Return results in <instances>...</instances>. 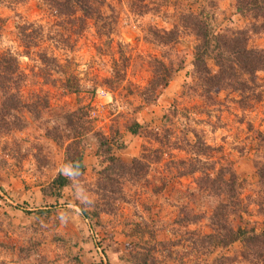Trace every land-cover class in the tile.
I'll list each match as a JSON object with an SVG mask.
<instances>
[{"label":"rangeland","instance_id":"rangeland-1","mask_svg":"<svg viewBox=\"0 0 264 264\" xmlns=\"http://www.w3.org/2000/svg\"><path fill=\"white\" fill-rule=\"evenodd\" d=\"M234 5L235 0H159L139 13L129 0H105V13L116 18L107 43L92 20L76 33L78 23L71 26L56 19L41 0H0V17L4 19L0 53L15 55L27 74L24 95H45L49 102L40 118L28 116L24 129L0 139V264H139L147 248L157 264H225L213 258H239V242L208 255L192 248L190 232L200 237L210 231L207 217L215 202L197 188L198 173L176 174L175 162L191 156L186 148L163 146L166 152L160 161L149 164L146 175L126 183L124 199L113 213H100L91 221L83 218L76 205V201L82 202L94 210L97 200L93 190L102 162L96 154V140L88 132L84 136L83 176L73 179L59 197L46 191L58 172L68 174L69 169L63 161V146L47 137L45 130L62 127L63 113L83 106L94 129L107 134L115 128L121 132L125 148L114 153L126 162L138 157L143 146L158 147L161 138L178 137L180 141L186 136L193 141L196 133L213 147L210 156L216 167L231 164L242 185L240 197L247 210L230 216L232 225L264 229V191L254 168L256 160H264V73L256 74L257 101L251 100V88L200 95L190 78L195 37L180 23V15L203 9L216 29L244 27L246 21L236 14ZM30 22L42 27L43 38L27 53L16 28ZM172 28L179 29L172 45L162 46L151 36L154 29ZM248 46L264 48V33L250 34ZM41 48L52 49L60 64L80 79L79 94L63 92L60 80L47 82L50 67L35 53ZM178 57L184 60L183 68L174 73L153 103H143L137 89L145 87L150 78V61ZM114 61L124 65L125 78L110 88L105 80L112 75ZM208 64L214 69L212 61ZM57 71L51 77H61ZM243 95L244 101L253 103L251 107H244ZM133 119L145 125L136 135L125 129ZM185 209L202 218L194 224H177L175 220Z\"/></svg>","mask_w":264,"mask_h":264},{"label":"trees","instance_id":"trees-1","mask_svg":"<svg viewBox=\"0 0 264 264\" xmlns=\"http://www.w3.org/2000/svg\"><path fill=\"white\" fill-rule=\"evenodd\" d=\"M25 0H11L22 2ZM50 10V14L60 21H66L71 26L78 23L76 33L82 31L89 20L93 21L99 37H104L105 42H110L116 18L113 13H105V0H41ZM159 0H129L139 13H144L154 6ZM235 12L246 21L244 27L231 26L216 29L214 23L208 18V14L200 9L198 12H187L180 15V23L183 29L195 37L192 46V73L191 85L199 89V94L209 97L211 93L231 88L242 92L251 88L252 99L257 101V73H264V48L248 46L250 34L264 33V0H235ZM4 19L0 17V29ZM16 35L26 52L39 45L43 38L42 27L34 22L17 25ZM178 28L170 30L154 29L151 36L162 46L172 45L178 39ZM48 38H51L47 35ZM66 40L63 39V42ZM40 48V47H38ZM97 50L100 51L99 46ZM39 60L50 67L47 82L60 85L66 94L77 95L82 91L80 79L61 65L58 56L47 48L35 51ZM212 61L214 69L208 62ZM184 60L178 57L175 60L164 61L161 58H153L150 61L151 75L145 87L137 89L138 96L143 103H153L171 81L175 72L182 69ZM60 70L61 77H51L54 72ZM125 78L124 65L117 61L112 63V75L107 78L106 84L112 88L123 82ZM28 79L27 74L20 69L17 57L10 52L0 53V139L11 135L15 131H21L28 124V116L32 119L40 118L41 114L49 107L48 98L45 95L32 93L24 95L23 86ZM244 90V91H245ZM244 101V95H243ZM252 102L244 101V107H251ZM88 112L83 106L63 113L62 127L54 125L45 130L59 146L64 148L63 161L69 169L68 174L58 172L46 188L50 195L59 197L63 188L69 186L73 179L81 178L85 171L84 163V136L91 132L96 140V154L101 158L102 167L97 171L93 193L97 200L93 202L94 210H89L84 203L77 202L83 218L91 221L98 218L100 213H113L117 204L124 199V186L130 181H136L142 175H146V169L151 163L159 162L164 153L165 146L186 150L190 158L178 159L175 164L177 175H194L196 186L205 195L213 198L215 205L207 217L210 231L197 237L192 233V248L203 255L228 247L233 243L241 244L240 255L232 257L216 256L213 260L222 259L225 264H264V229L257 230L252 227L232 225L230 216L244 213L246 205L240 197L242 185L238 175L231 164L223 163L216 167V162L211 159L210 152L213 147L206 144L196 133L193 141L184 137L177 139H159L160 145L156 148L143 146L138 157L129 162L123 161L114 153L125 148L121 132L115 128L110 133H104L94 129L87 118ZM167 117V116H166ZM166 120V119H165ZM145 125L137 120H131L125 125L126 131L136 135L144 129ZM151 132V131H150ZM152 133V132H151ZM155 134L156 140L157 134ZM261 135L262 133L259 132ZM262 136V135H261ZM178 141V142H177ZM186 148V149H185ZM147 150V151H146ZM255 173L260 189L264 191V160L254 162ZM45 194V189L42 190ZM185 214L177 217V224H194L202 217L193 210L185 209ZM0 246H3L0 243ZM139 264H157L150 248L144 252ZM92 264H103L95 262Z\"/></svg>","mask_w":264,"mask_h":264}]
</instances>
